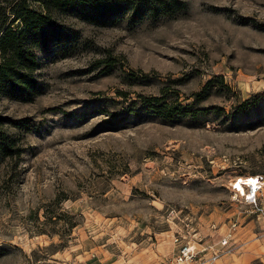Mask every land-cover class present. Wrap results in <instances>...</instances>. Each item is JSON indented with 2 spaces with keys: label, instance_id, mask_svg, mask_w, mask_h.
<instances>
[{
  "label": "rangeland",
  "instance_id": "1",
  "mask_svg": "<svg viewBox=\"0 0 264 264\" xmlns=\"http://www.w3.org/2000/svg\"><path fill=\"white\" fill-rule=\"evenodd\" d=\"M184 1L102 24L63 13L35 94L0 92L21 145L0 165V264H183L176 231L199 240L188 264L218 249L212 264H264V187L251 206L229 185L264 173V0ZM153 96L186 111L160 116Z\"/></svg>",
  "mask_w": 264,
  "mask_h": 264
},
{
  "label": "trees",
  "instance_id": "2",
  "mask_svg": "<svg viewBox=\"0 0 264 264\" xmlns=\"http://www.w3.org/2000/svg\"><path fill=\"white\" fill-rule=\"evenodd\" d=\"M0 3V92L13 98H27L35 94L38 83L34 74L39 60L36 48L65 41L69 29L60 15L73 13L86 20L105 23L112 16L130 12L133 18L142 15H165L184 8V0H4ZM32 3H37L34 6ZM141 97L143 95L139 94ZM144 99L152 111L163 117L172 112L164 104ZM0 115V165L5 159L17 161L21 145L17 137L3 129Z\"/></svg>",
  "mask_w": 264,
  "mask_h": 264
},
{
  "label": "built area",
  "instance_id": "3",
  "mask_svg": "<svg viewBox=\"0 0 264 264\" xmlns=\"http://www.w3.org/2000/svg\"><path fill=\"white\" fill-rule=\"evenodd\" d=\"M239 184H242L239 186ZM230 188L236 197H239L245 203L249 205H256L260 198L261 191L264 187V173H253L246 175H238L234 177L230 183ZM236 223L233 222L232 226ZM234 229V228H231ZM189 233H181L176 231L173 236V241L176 246V252L174 254V260L177 263H191L196 262L199 254V240L195 236V232L188 235ZM231 231H228L226 236L220 240V245H228L231 239ZM221 251L211 250V254L206 258L207 264H212L219 257ZM198 263V262H197Z\"/></svg>",
  "mask_w": 264,
  "mask_h": 264
},
{
  "label": "bare ground",
  "instance_id": "4",
  "mask_svg": "<svg viewBox=\"0 0 264 264\" xmlns=\"http://www.w3.org/2000/svg\"><path fill=\"white\" fill-rule=\"evenodd\" d=\"M242 184H239V186H241Z\"/></svg>",
  "mask_w": 264,
  "mask_h": 264
}]
</instances>
